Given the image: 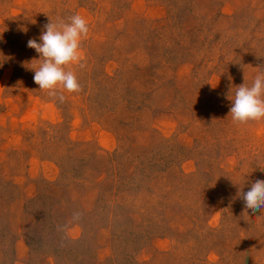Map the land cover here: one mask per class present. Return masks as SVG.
<instances>
[{"label": "rangeland", "instance_id": "obj_1", "mask_svg": "<svg viewBox=\"0 0 264 264\" xmlns=\"http://www.w3.org/2000/svg\"><path fill=\"white\" fill-rule=\"evenodd\" d=\"M74 14L60 100L27 41ZM260 71L264 0H0V264H264L236 195L264 180V118L229 113Z\"/></svg>", "mask_w": 264, "mask_h": 264}, {"label": "clouds", "instance_id": "obj_2", "mask_svg": "<svg viewBox=\"0 0 264 264\" xmlns=\"http://www.w3.org/2000/svg\"><path fill=\"white\" fill-rule=\"evenodd\" d=\"M43 27L45 30L41 32L39 42L31 38L27 41V47L38 54V58L33 59L38 63L32 64V60V66L28 68L34 72L33 81L39 90L63 100L64 93L81 90L74 71L66 69L81 61V43L89 36L88 22L81 15L74 14L67 21L49 19ZM231 101L229 113L234 123L245 124L264 118V71L256 74L251 85L243 83L238 86ZM246 183L250 185L247 191L244 190ZM236 195L247 209L260 212L264 209V180L251 182L246 179Z\"/></svg>", "mask_w": 264, "mask_h": 264}]
</instances>
